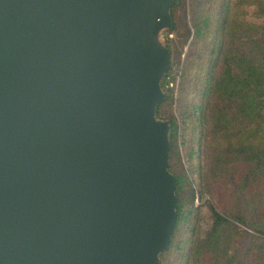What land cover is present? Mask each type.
Returning a JSON list of instances; mask_svg holds the SVG:
<instances>
[{
	"label": "water",
	"instance_id": "water-1",
	"mask_svg": "<svg viewBox=\"0 0 264 264\" xmlns=\"http://www.w3.org/2000/svg\"><path fill=\"white\" fill-rule=\"evenodd\" d=\"M176 1L0 0V264H161Z\"/></svg>",
	"mask_w": 264,
	"mask_h": 264
},
{
	"label": "trees",
	"instance_id": "trees-1",
	"mask_svg": "<svg viewBox=\"0 0 264 264\" xmlns=\"http://www.w3.org/2000/svg\"><path fill=\"white\" fill-rule=\"evenodd\" d=\"M247 4L264 15V0L171 5L165 37L170 62L156 114L170 125L177 217L160 260L173 249L181 264H264V31L255 38L245 33L262 28L237 19ZM177 6L185 8L179 18ZM175 72L174 96L165 76ZM205 193L213 200L210 226L200 235L192 225L189 235L176 238L180 221L194 216L195 198Z\"/></svg>",
	"mask_w": 264,
	"mask_h": 264
},
{
	"label": "rangeland",
	"instance_id": "rangeland-1",
	"mask_svg": "<svg viewBox=\"0 0 264 264\" xmlns=\"http://www.w3.org/2000/svg\"><path fill=\"white\" fill-rule=\"evenodd\" d=\"M183 11H185V8L181 6H177L174 9V12L179 18L180 15H182ZM188 15V12H187ZM237 19H239L242 22L254 24V25H261L262 28L259 30L256 29H251L248 28L246 29V34L250 36L251 38L259 37L261 33L264 31V15H260L254 6V4H247L239 8L238 14H237ZM167 29L166 28H161L158 31V38L160 39L161 42L165 43V37ZM172 110L174 112V106L171 105ZM166 110L165 114H168L170 111V107H164ZM209 203H213V200L210 196V194L205 193L202 196L196 197L195 198V205H197V209L194 212V216L190 218L188 221H180L177 229H176V238L178 236L185 237V235H189L192 232V225L195 228V232L203 235L205 230L210 226L211 224V210L209 207ZM183 261V258H178L176 256V253L174 252L173 249H169L165 253L161 255V264H181Z\"/></svg>",
	"mask_w": 264,
	"mask_h": 264
},
{
	"label": "built area",
	"instance_id": "built-area-1",
	"mask_svg": "<svg viewBox=\"0 0 264 264\" xmlns=\"http://www.w3.org/2000/svg\"><path fill=\"white\" fill-rule=\"evenodd\" d=\"M178 82H179V72L170 73L165 76V86L173 91L174 96L177 92Z\"/></svg>",
	"mask_w": 264,
	"mask_h": 264
}]
</instances>
